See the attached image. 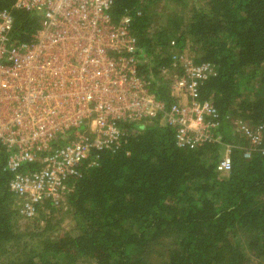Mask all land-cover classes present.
I'll return each instance as SVG.
<instances>
[{
    "label": "trees",
    "instance_id": "1",
    "mask_svg": "<svg viewBox=\"0 0 264 264\" xmlns=\"http://www.w3.org/2000/svg\"><path fill=\"white\" fill-rule=\"evenodd\" d=\"M12 4L0 0L14 18L11 39L28 42L39 17ZM109 14L114 24L130 17L138 73L165 105L158 69L173 41L194 63L212 64L199 100L217 110L226 141L243 142L229 118L264 125V0H113ZM119 126L114 150L24 222L0 148V264H264V130L258 149L245 159L235 148L221 173L219 145L178 147L159 117ZM65 218L72 232L57 234Z\"/></svg>",
    "mask_w": 264,
    "mask_h": 264
},
{
    "label": "built area",
    "instance_id": "2",
    "mask_svg": "<svg viewBox=\"0 0 264 264\" xmlns=\"http://www.w3.org/2000/svg\"><path fill=\"white\" fill-rule=\"evenodd\" d=\"M113 0H13L12 9L34 12L38 28L28 42L11 39L14 18L0 10V148L7 190L26 221L37 206L55 204L80 177L84 165H98L99 152L114 150L121 121L159 117L173 129L178 147H221L216 170L227 173L231 152L247 159L258 149L263 124L228 119L232 136L220 131L219 114L199 100L203 82L214 73L168 43L169 61L158 69L170 102L165 105L137 70L141 59L130 17L117 24ZM85 163V161H87ZM31 165L35 167L30 168Z\"/></svg>",
    "mask_w": 264,
    "mask_h": 264
},
{
    "label": "rangeland",
    "instance_id": "3",
    "mask_svg": "<svg viewBox=\"0 0 264 264\" xmlns=\"http://www.w3.org/2000/svg\"><path fill=\"white\" fill-rule=\"evenodd\" d=\"M21 222H24V221L21 220ZM72 226L73 225H72L71 220H69L68 218H65L61 226L59 227L57 234L65 232V231L72 232Z\"/></svg>",
    "mask_w": 264,
    "mask_h": 264
}]
</instances>
